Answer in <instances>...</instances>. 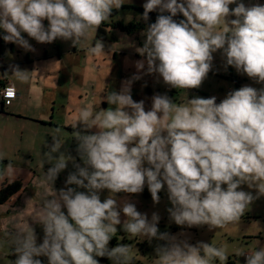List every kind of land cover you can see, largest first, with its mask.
<instances>
[{
	"label": "clouds",
	"instance_id": "1",
	"mask_svg": "<svg viewBox=\"0 0 264 264\" xmlns=\"http://www.w3.org/2000/svg\"><path fill=\"white\" fill-rule=\"evenodd\" d=\"M123 4L124 0H0L2 38L26 51L34 49L24 33L41 44L60 39L84 46L90 32ZM143 9L144 21L151 12L159 14L141 33L142 46L135 48L143 57L135 61L137 72L119 91H108L103 97L107 108L82 107L70 125L82 165L61 152L65 141L60 128L51 135L41 164L51 166L38 182L44 189L41 203L29 223L18 226L11 237L16 255L12 264H42L40 257H46L47 264H99L96 257L133 264L128 244L109 247L118 226L139 240L164 241L155 248L157 264H227L226 246L203 241L193 245L160 232L158 213L149 219L134 203L118 202L116 194H139L147 185L158 204L166 186L170 220L180 226L207 225L209 230L240 222L251 204L264 196V87L242 86L219 103L215 96H196L178 104L167 94H155L148 110L143 100L131 95L133 82L150 74H158L170 88H199L218 50L225 67L264 84V5L246 6L243 0H146ZM178 15L183 18L174 19ZM104 49L100 40L86 48L94 55ZM10 67L17 81L30 80L29 70ZM4 158L0 153V160ZM70 160L75 170L64 187L56 189ZM11 167L0 171V183L14 182L8 174ZM243 185L256 194L243 190ZM104 190L109 195L102 200ZM33 225L42 227V242ZM232 254L245 257V264H264V247L236 248Z\"/></svg>",
	"mask_w": 264,
	"mask_h": 264
},
{
	"label": "rangeland",
	"instance_id": "2",
	"mask_svg": "<svg viewBox=\"0 0 264 264\" xmlns=\"http://www.w3.org/2000/svg\"><path fill=\"white\" fill-rule=\"evenodd\" d=\"M146 0H124L123 5H131L143 9ZM246 6L253 4L264 5V0H243ZM235 7V5H230ZM144 11V9H143ZM143 12L133 8H120L105 23L109 24V32L103 42L105 52L94 55L86 50L95 41V30L90 32L88 41L84 46L76 47L70 41L57 39L53 43L41 44L24 33L25 39L33 46L34 51H26L16 44L3 40L4 32L0 29V57H2L5 77L14 82L21 91L20 98L14 99L12 104L1 103L0 98V153L5 155L4 162L0 160V171L8 169V163L12 167L27 165L25 176L19 177L20 190L9 197L3 205L6 211L0 214V264H12L16 255L11 250V237L16 228L27 225L32 212L40 205L44 189L38 186L43 178L45 170L51 165L46 161L44 153L48 151L47 145L52 143V134L56 128H60V138L65 141L61 152L73 157L77 163H81L77 149V141L72 138V122L78 116L82 107L95 105L98 109L107 108L108 104L103 97L109 90L119 91L125 80L137 72L135 61L143 59L135 48L142 46L145 37L141 33L147 25L136 28L131 32L121 30L117 26H111L112 21H119L125 26L129 23L143 22ZM47 26V21H44ZM99 41V40H98ZM134 45V46H127ZM212 70L199 88L175 89L163 83L158 74L142 75L140 80L133 82L131 95L135 101H144L145 109L152 105V97L155 94H167L176 103H186L187 97L196 96L209 98L215 96L217 103L228 92L248 85L257 89L264 84L255 82L246 74L238 73L232 66L225 67V59L221 50L213 54ZM10 66H19L20 69L29 70L30 80L21 83L11 75ZM146 69V65H145ZM7 72V73H5ZM2 69L0 68V77ZM22 89V90H21ZM3 107V108H2ZM12 113L27 115L31 118L44 117L42 123H36L29 118H15ZM58 155V154H56ZM15 164V165H14ZM11 167V168H12ZM70 160L67 168L62 171L54 187H64L67 175L74 171ZM18 171H9V175L15 176ZM30 174V175H29ZM29 175V176H28ZM245 191L256 194L255 189H249L247 185L241 186ZM83 190V189H81ZM109 195L107 190L101 193L103 200ZM160 201L154 204L147 185L139 194L118 193V202L128 200L136 205L141 213H146L151 219L153 212L160 216L158 229L160 232H168L176 235L178 239L187 240L195 245L203 241L215 246H226L229 252L227 264H245V257L233 255V250L243 248L254 250L264 247V196L256 199L240 222L229 224L224 228L209 230L207 225L200 227H188L175 224L169 218L167 209L171 207L166 186L160 193ZM123 219V214H122ZM37 233L38 243L42 242L43 230L39 225H33ZM164 241L153 239L139 240L128 233L123 232L118 226V232L109 242V247L118 244H128L134 254L133 264H157L155 248ZM42 264H47L46 257H40ZM99 264H112L105 257H96ZM212 264H220L218 260Z\"/></svg>",
	"mask_w": 264,
	"mask_h": 264
},
{
	"label": "trees",
	"instance_id": "3",
	"mask_svg": "<svg viewBox=\"0 0 264 264\" xmlns=\"http://www.w3.org/2000/svg\"><path fill=\"white\" fill-rule=\"evenodd\" d=\"M121 8H133V9H136V10H139V11L143 12L142 8L134 7V6H131V5H122ZM118 11L119 10L113 9L111 16H114ZM158 14H159L158 12H151V13H149V20L148 21L129 23L127 26H125L124 24H122L119 21H112L111 22V26H113V27L117 26L121 30H126L127 29L126 31L131 32L132 30H134L136 28L142 27L144 25L148 26L150 23L155 22L156 17H157ZM182 18H183L182 15H178L174 19L179 20V19H182ZM105 22L102 23L97 30H95V36H94L95 37V41L104 40L107 37L108 32H109L108 28H109L110 25L106 24ZM2 71H3V69H2ZM1 103L3 104V101ZM0 111H2V109ZM20 184H21L20 180H14V182H12V183H9L7 180H4L1 183V185H0V203L5 202L9 197H11L15 193H17L20 190V187H21ZM102 259L105 260V257H102Z\"/></svg>",
	"mask_w": 264,
	"mask_h": 264
},
{
	"label": "crops",
	"instance_id": "4",
	"mask_svg": "<svg viewBox=\"0 0 264 264\" xmlns=\"http://www.w3.org/2000/svg\"><path fill=\"white\" fill-rule=\"evenodd\" d=\"M11 44H13V43H11ZM3 69V68H2ZM5 70V69H4ZM4 70L2 71V74H1V77H0V84L3 82V75H4V77H5V74H4ZM7 80H9V81H11L9 78H7V77H5ZM13 84H14V82L13 81H11ZM14 86H15V84H14ZM15 88H16V91H17V97L15 98V99H18V98H20V96L22 97V95H21V91H19L18 90V88L15 86ZM22 90V89H21ZM23 98V97H22ZM12 102H13V100H11V101H9L8 102V105L10 104H12ZM9 115H12V117H15V118H29V119H31V120H33V121H35L36 123H39V124H41L42 123V121H41V119H44L45 120V118L44 117H37L36 119L35 118H31V117H28L27 115H20L19 113L18 114H15V113H12L11 112V114H9ZM2 161L4 162L5 160H3L2 159ZM7 165H9V163L7 164ZM11 165H12V163H11ZM15 165V164H14ZM24 167H27V165H17L16 164V166H13L12 168H11V170L12 171H18L19 170V173H17L15 176H13V178H14V180H16L17 178H19V177H23V176H25V178H26V176H27V174L25 173V170H26V168H24ZM5 170H6V167H5ZM30 175V174H29ZM28 175V176H29ZM5 180H7V179H5ZM8 181V180H7ZM0 185H1V183H0ZM4 203H0V214L1 213H3V212H5L6 211V205H3ZM3 211V212H2Z\"/></svg>",
	"mask_w": 264,
	"mask_h": 264
},
{
	"label": "built area",
	"instance_id": "5",
	"mask_svg": "<svg viewBox=\"0 0 264 264\" xmlns=\"http://www.w3.org/2000/svg\"><path fill=\"white\" fill-rule=\"evenodd\" d=\"M0 68H3V63L1 61V57H0ZM17 96V91L16 88L14 86V84L7 80L4 76H3V82L0 84V98L3 102L8 103L9 101L13 100L14 98H16Z\"/></svg>",
	"mask_w": 264,
	"mask_h": 264
},
{
	"label": "water",
	"instance_id": "6",
	"mask_svg": "<svg viewBox=\"0 0 264 264\" xmlns=\"http://www.w3.org/2000/svg\"><path fill=\"white\" fill-rule=\"evenodd\" d=\"M1 61H2V57H1Z\"/></svg>",
	"mask_w": 264,
	"mask_h": 264
}]
</instances>
